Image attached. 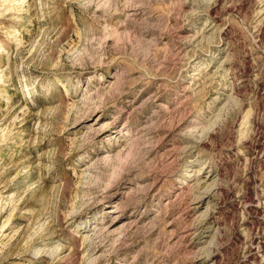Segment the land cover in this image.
<instances>
[{
    "label": "rangeland",
    "instance_id": "1",
    "mask_svg": "<svg viewBox=\"0 0 264 264\" xmlns=\"http://www.w3.org/2000/svg\"><path fill=\"white\" fill-rule=\"evenodd\" d=\"M0 264H264V0H0Z\"/></svg>",
    "mask_w": 264,
    "mask_h": 264
},
{
    "label": "bare ground",
    "instance_id": "2",
    "mask_svg": "<svg viewBox=\"0 0 264 264\" xmlns=\"http://www.w3.org/2000/svg\"><path fill=\"white\" fill-rule=\"evenodd\" d=\"M109 3V2H108ZM102 5V4H101ZM124 8L126 9H128V6L125 4L124 5ZM124 8H123V10H124ZM134 14V13H133ZM199 36H202V34L200 33V32H197L195 35H193L192 36V40H196L197 38H199ZM203 38V37H202ZM191 40V39H190ZM194 40V41H195ZM87 52V51H86ZM200 68H203V67H200ZM205 69V68H204ZM232 86V85H231ZM230 90H232L233 91V88L231 87L230 88ZM87 97H90V96H85V98H87ZM92 97V96H91ZM83 98V97H82ZM87 99H85V100H83V101H86ZM88 100H90V98L88 99ZM92 100V99H91ZM90 100V101H91ZM88 102V103H91V102ZM83 103H85V102H83ZM88 103H86V104H88ZM94 104H95V102H93ZM85 104V105H86ZM93 104V105H94ZM88 106V105H87ZM92 106V105H91ZM89 107V108H87V109H85V111H84V114H87V113H92L93 111H96L97 109H98V105L96 106H93V107ZM84 107V106H83ZM165 108V107H164ZM163 109V108H162ZM168 109V108H167ZM215 114V113H214ZM216 115H217V113H216ZM152 117V116H151ZM175 118V117H174ZM147 119V118H146ZM152 123V119L149 117V119L148 120H146L144 123H143V126L141 127V128H139L140 130L138 131V132H136L137 133V138L138 137H141V134H143V132H145L146 131V133L144 134L145 136H147V140L149 141V139H154V138H157V141H158V143H157V145L156 146H154V145H152V144H150V146H148L149 148H148V151L146 152L147 153V155L148 154H150L152 157H153V155L154 154H156V152H157V147L159 146L158 144L160 143V140L162 139L161 138V135L156 131V130H147V128H148V126L150 125ZM106 125V124H105ZM105 125H104V127H105ZM172 125V124H171ZM170 125V126H171ZM182 125H183V123L180 121H178V122H176L175 124H173L172 125V128H170L171 130H173V131H178V132H180V135L181 136H183L184 138H187V139H191V140H193V142H195V143H199L200 144V142L202 141V138H198V139H196L195 138V135L194 134H192V133H189V132H185V133H182ZM101 126V125H100ZM100 126H98V127H100ZM151 127V126H150ZM91 129L93 130V131H96V130H94V128H92L91 127ZM97 129V128H96ZM100 129H103L102 128V126L98 129V130H100ZM150 129V128H149ZM170 130V131H171ZM92 131V132H93ZM193 131V130H192ZM194 132V131H193ZM143 137V136H142ZM136 138V139H137ZM183 138V139H184ZM135 139V138H134ZM177 140V142H174V143H172L171 144V146L167 149V150H165V152L167 153V154H164L163 152V154H162V156L160 155V159H166V160H168L169 159V153L174 149V148H176V144L178 143V141H181V139L180 138H177L176 139ZM151 143H152V141H150ZM154 142V141H153ZM152 145V146H151ZM176 150V149H175ZM121 153H123L122 152V149H119L118 151H117V153L115 154V155H104L100 160L98 159V161H96V162H94L93 164H92V167H95V166H97L98 164H101L100 162L101 161H103V162H107V161H111V160H113V158H116V157H118L119 155H122ZM113 154V153H112ZM157 155V154H156ZM261 154H259V156H260ZM115 160V159H114ZM119 161V160H118ZM165 161V160H164ZM157 162V161H156ZM160 162H161V160H160ZM163 162V161H162ZM158 165V164H157ZM162 165V164H161ZM201 166L200 167H198V168H196L192 173H190V174H188L187 176H185V178H184V180H183V182H182V184L183 185H185V186H191L192 187V191H195V192H197L196 193V195L194 196V198H193V203H201L202 201H203V198H205V195L206 194H208L209 192H211V191H213V189L214 188H216V183L215 182H213V181H209V180H207L206 179V177L207 176H204V175H202V174H200V172H201ZM90 174V173H89ZM210 176H212V174H214V171H211L210 172ZM158 179V178H157ZM156 179V180H157ZM155 180V181H156ZM152 184H154V183H152ZM150 186H153V185H150ZM145 187V186H144ZM147 188H149V186L147 187ZM151 188V187H150ZM101 189V188H100ZM99 189V190H100ZM190 189V188H189ZM103 192V190H101V191H99V192H95V193H93V197L94 198H96V197H101L102 195H101V193ZM147 192V191H146ZM110 211H114V210H110ZM206 213H207V211L204 213V214H202V216H201V219H199L198 221L200 222L203 218H204V216L206 215ZM114 215H110V218L105 222V223H102L103 225H101L99 228L97 227V230H94L93 232L94 233H97L98 235L100 234V235H102V234H106V235H108V234H113V233H115V232H118V233H120L121 232V229H118L117 230V228H115L114 227V225H115V223H116V221H117V219H114ZM48 219H49V223H48V225H47V227L49 226V227H52L54 224H53V222H54V217H53V215H52V213L51 214H49V216H48ZM96 229V228H95ZM213 241V240H212ZM209 251V250H208ZM210 252V251H209ZM209 252H207V253H205V256H208L209 255ZM53 259V258H52ZM91 261H92V259H91Z\"/></svg>",
    "mask_w": 264,
    "mask_h": 264
}]
</instances>
